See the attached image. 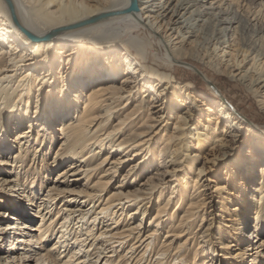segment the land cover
Returning <instances> with one entry per match:
<instances>
[{
	"label": "bare ground",
	"instance_id": "bare-ground-1",
	"mask_svg": "<svg viewBox=\"0 0 264 264\" xmlns=\"http://www.w3.org/2000/svg\"><path fill=\"white\" fill-rule=\"evenodd\" d=\"M248 1L0 0V264H264V130L216 78L210 99L173 73L198 62L264 112V0ZM124 28L166 68L99 37Z\"/></svg>",
	"mask_w": 264,
	"mask_h": 264
},
{
	"label": "rangeland",
	"instance_id": "rangeland-1",
	"mask_svg": "<svg viewBox=\"0 0 264 264\" xmlns=\"http://www.w3.org/2000/svg\"><path fill=\"white\" fill-rule=\"evenodd\" d=\"M246 1H247V3H251L248 0H246ZM260 13H261L260 14L261 20H264V9L263 8L261 9ZM122 30H118V33L115 35H114V32H105L104 34H100L99 37H102L103 42H108V43H112L115 40H126L129 38H134L135 40L141 41L143 43L145 42V45L147 47L146 49H147L148 61L151 64H154V65L159 64L162 67L166 68V66H165L166 65L165 50L163 47H161V45H158L159 43L156 40L157 38L155 36H151L149 34V32H147L146 30H143V29H141V30L137 29V31H136L135 29L131 30L128 28L127 29L124 28ZM98 40L99 39H97V38L93 39V40L86 39V42L87 43H96V42H99ZM34 42H37V41H34ZM216 50L218 53L220 51V48L217 47ZM226 59H229V57L225 58V60ZM194 66L196 67V69L200 73H197V70H195ZM173 73L179 82H181L182 84H186L189 82L194 84L197 87L200 94H202V95H204L210 99H215V98L218 99L220 97L215 96L211 92V90H209L208 82L206 81V79L204 78L203 75L204 74L207 75V73H208V75L212 76L213 78H216L215 80L218 83V87L221 88V90L223 91V93H224L223 95H225V96L227 95L226 97H228L227 99L230 102V105L233 106L234 108H236L237 113L240 116H242V118L244 117V118H247V120L249 119V121L251 122V126H252L254 131L262 132L264 130V112L261 110V108H260L257 100L254 98V96L239 82L233 81L228 77L223 78L221 76H218L215 72L211 71L210 69H207L203 65H201L198 62H195L193 60H188L183 65L180 64V66H176ZM115 107H116L115 109L118 110V109H121L122 105L116 104ZM168 127L169 128L167 130L171 131V128L173 126H172V124H169ZM194 127H195V125H194ZM192 131H193V133H195L194 129ZM161 138L162 137H160L158 139V143L156 144V147H159ZM57 144H58V142H54V145L52 146V150L55 149ZM98 163H99V159L97 157H95L94 161H93V165L96 166ZM208 167H209L208 170L210 171L209 179H212L213 181L216 179V182L219 183V181H221L224 178V173L226 172L227 167H223L221 165L219 166V164L208 165ZM57 171L58 170H56V172ZM123 173H124V171L119 173L118 176L116 177V179H115L116 184L119 182V180H121ZM53 176H54V174H52L50 178H53ZM206 178L207 177H205V179ZM140 181L141 180L138 179L136 181V183H139ZM47 183H49V182H47ZM204 184L209 185V186L211 185V187L213 186L212 185L213 183L211 184L209 181H205ZM44 190L45 189L43 188V190H41V192ZM212 190L213 189H211V188L209 189V187H208V190L206 188L204 192L210 193ZM158 204H159V202L155 203L152 206V211L150 213V215L152 214V217H153V213H154L153 209L155 210V208L158 206ZM218 209H220V204L216 205V211H213L212 209H211L212 210L211 211L209 209L210 214L212 215V214H214V212H216L218 214L219 213L217 211ZM211 215H209V216H211ZM209 216H208V218H209ZM212 217L214 218L213 221H215L216 216H212ZM139 219H140V216L134 221H138ZM211 229H214V228L212 227ZM215 233L217 234L216 229H215ZM216 254L219 255L221 253L219 250H217Z\"/></svg>",
	"mask_w": 264,
	"mask_h": 264
},
{
	"label": "water",
	"instance_id": "water-1",
	"mask_svg": "<svg viewBox=\"0 0 264 264\" xmlns=\"http://www.w3.org/2000/svg\"><path fill=\"white\" fill-rule=\"evenodd\" d=\"M195 70H197V69L195 68ZM197 72L200 73L198 70H197Z\"/></svg>",
	"mask_w": 264,
	"mask_h": 264
}]
</instances>
